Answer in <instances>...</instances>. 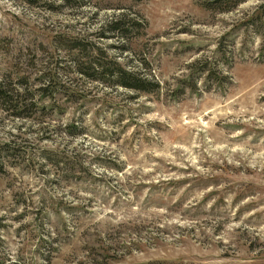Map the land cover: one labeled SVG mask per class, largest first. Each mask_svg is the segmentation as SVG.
I'll return each mask as SVG.
<instances>
[{"label":"rangeland","instance_id":"obj_1","mask_svg":"<svg viewBox=\"0 0 264 264\" xmlns=\"http://www.w3.org/2000/svg\"><path fill=\"white\" fill-rule=\"evenodd\" d=\"M0 264H264V0H0Z\"/></svg>","mask_w":264,"mask_h":264},{"label":"trees","instance_id":"obj_2","mask_svg":"<svg viewBox=\"0 0 264 264\" xmlns=\"http://www.w3.org/2000/svg\"><path fill=\"white\" fill-rule=\"evenodd\" d=\"M216 1H225V0H216ZM225 7H228L225 6ZM121 16H123V13H119L117 17L111 18L108 20V23L111 25L110 27L116 28V29H123L127 30L128 27L125 26L124 22L121 19ZM131 20L130 24H136L138 21ZM122 33V32H121ZM120 33V35H122ZM90 69L92 73L88 72L86 75L93 79H99V76L95 74V72H101L103 75L107 77H112L111 82L114 84L121 85L126 88L136 89V90H151L153 86H156L157 84L155 82L147 81L144 77L139 75L133 70H130L128 68L122 67L116 62H113L112 65L106 66L105 64H100L98 66H90Z\"/></svg>","mask_w":264,"mask_h":264}]
</instances>
